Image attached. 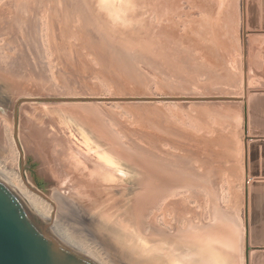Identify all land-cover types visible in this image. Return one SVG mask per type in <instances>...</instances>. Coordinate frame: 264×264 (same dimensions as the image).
<instances>
[{"label": "rangeland", "instance_id": "1", "mask_svg": "<svg viewBox=\"0 0 264 264\" xmlns=\"http://www.w3.org/2000/svg\"><path fill=\"white\" fill-rule=\"evenodd\" d=\"M29 3L3 10L0 54L43 81L0 72L1 163L70 202L59 233L110 264H245L246 238L264 245V0ZM211 96L241 99L170 98Z\"/></svg>", "mask_w": 264, "mask_h": 264}, {"label": "water", "instance_id": "2", "mask_svg": "<svg viewBox=\"0 0 264 264\" xmlns=\"http://www.w3.org/2000/svg\"><path fill=\"white\" fill-rule=\"evenodd\" d=\"M170 98L172 100L208 101H230L241 99L235 96ZM30 99L31 98H23L15 104V135L17 134V104ZM34 99L40 100V98ZM149 99L153 100L155 98ZM242 99H247L246 84H244ZM32 188L40 195L47 198L43 192L34 187ZM50 227V223H44L41 221L24 203L21 197L0 179V264H97L87 256L63 243L53 234ZM230 239L226 240L228 246L232 245ZM232 247L234 249L235 246L232 245ZM219 248L223 253L230 251L227 246L224 248L220 246ZM244 256L245 264H264V245L250 246L246 238Z\"/></svg>", "mask_w": 264, "mask_h": 264}, {"label": "bare ground", "instance_id": "3", "mask_svg": "<svg viewBox=\"0 0 264 264\" xmlns=\"http://www.w3.org/2000/svg\"><path fill=\"white\" fill-rule=\"evenodd\" d=\"M1 1V0H0ZM32 0H2V5H0V17L2 16V14L4 13L3 10H5V14H7V16H9L8 14L11 11L12 15H17L19 12H21V7L23 8L27 6V4L29 2H31ZM1 4V3H0ZM30 4V3H29ZM46 6V5H45ZM47 7V6H46ZM49 8H51L50 6H48ZM47 7V8H48ZM48 8V9H49ZM24 9V8H23ZM52 9V8H51ZM9 10V11H8ZM52 11V10H51ZM23 12H26L23 10ZM43 13V12H42ZM11 15V16H12ZM37 15V14H36ZM50 15V12L49 14ZM47 15V16H48ZM31 16V15H30ZM5 17V16H4ZM16 17V16H15ZM26 17V16H25ZM50 17V16H48ZM7 18V17H6ZM10 18V16H9ZM30 18V17H29ZM34 18V17H33ZM8 19V18H7ZM12 19V18H11ZM26 19V18H25ZM47 19V18H46ZM13 20H16L13 18ZM18 20V19H17ZM29 20V19H28ZM33 20V19H31ZM21 21V20H18ZM1 22V21H0ZM15 22V21H14ZM35 22V21H34ZM33 22V23H34ZM9 23V22H8ZM16 23V22H15ZM37 23V21H36ZM34 23V24H36ZM28 24V23H27ZM18 25V24H17ZM50 25V24H49ZM37 26V25H36ZM26 27V26H25ZM48 28V27H47ZM1 30V29H0ZM12 30V29H11ZM52 30V29H51ZM26 31V30H24ZM2 32V31H1ZM4 32V31H3ZM20 32V31H19ZM36 32V31H34ZM56 33V32H55ZM5 34V32H4ZM34 34V33H33ZM1 35V34H0ZM8 35V34H7ZM36 35V33H35ZM40 35V34H39ZM4 36V35H3ZM2 36V37H3ZM4 38V37H3ZM6 38V37H5ZM17 38V37H16ZM22 39V37H21ZM5 40V39H4ZM24 40V39H22ZM8 41V40H7ZM27 43L30 44V39H26ZM31 45V44H30ZM42 46V45H41ZM6 47V46H4ZM8 51V50H7ZM34 49L31 48V55L34 53ZM11 52L7 53V54H0V72H2L3 74H8L12 77H15L16 79L18 78V80H28L32 83H38L43 81V79H38L39 77V67L38 64H36L35 62L37 61H33L34 57L32 58L33 60H25L22 56V53L20 51V49H18L17 51L15 50L14 53L10 54ZM51 54V53H50ZM34 56V55H32ZM51 57V56H50ZM52 61V60H50ZM55 66V65H54ZM54 70V69H53ZM50 72V71H49ZM56 72H51V76H53ZM55 75L53 76V79H56ZM59 79V77H58ZM51 80V79H50ZM57 80V79H56ZM55 81V80H54ZM49 82V81H48ZM46 83V82H45ZM52 83V82H51ZM53 84V83H52ZM58 84V83H57ZM56 84V85H57ZM55 85V83H54ZM53 85V86H54ZM61 86V84H59ZM46 88H51V84H45L44 85ZM43 86V87H44ZM63 86V85H62ZM44 87V88H45ZM23 107V106H22ZM23 109V108H22ZM2 118V117H1ZM4 119V118H3ZM1 121V120H0ZM5 123V121H2ZM2 124V123H1ZM3 125V124H2ZM2 128V127H1ZM141 146V145H140ZM138 148L137 150H141L140 152L146 151L145 147L139 148V147H135ZM132 149V148H131ZM151 149V148H150ZM148 151V150H147ZM150 151V150H149ZM145 154V153H144ZM153 156V154H151ZM169 160V159H168ZM162 161V160H161ZM170 161V160H169ZM180 161V159H179ZM153 163H157L154 161H151ZM183 162V161H181ZM177 163V162H176ZM176 163L173 164L176 166L175 168L179 167L180 165H176ZM179 163V162H178ZM184 163V162H183ZM182 163V164H183ZM169 164V163H167ZM181 164V165H182ZM171 165V164H170ZM169 165V166H170ZM173 165V166H174ZM186 165L184 164L183 167H185ZM172 168V167H170ZM178 169V168H177ZM182 169V168H181ZM180 169V170H181ZM187 169V168H186ZM173 170V169H172ZM178 170H174V171H180ZM184 169H182V171H184ZM181 171V172H182ZM186 172V171H185ZM187 173V172H186ZM23 177V176H22ZM0 179L5 182L8 186H10L20 197L21 199L24 201V203L30 208V210L44 223H54L53 227H50L51 231L53 232V234L60 239L63 243L67 244L68 246H70L71 248L77 250L78 252L82 253L83 255L87 256L88 258H90L91 260H93L95 263L97 264H110L108 261H106V259L104 258V256L99 252L98 249H96L94 246H92L90 243L85 242L84 240L82 241V239H80V241L78 242V249L76 247H73L72 245H70V243H68L67 239H65L63 237V235L61 233H59V231H61L63 228H61L60 226V220H58V211H61L63 208L61 207H69V208H73L71 205H69L68 201H66L64 199L63 196L56 194L54 196V199L56 201V204L50 202V201H44L43 199H41L40 197L43 198L42 195H40L39 193H37L30 185H28L27 181L22 178L19 177L18 173L15 172L13 169L7 168L6 165L2 164L0 161ZM185 180V179H184ZM40 197H39V196ZM53 197V196H52ZM45 199V198H44ZM162 201V200H161ZM50 202V203H49ZM177 203H180V201H175L174 205H177ZM71 206V207H70ZM179 206V204H178ZM178 207L174 208V212H175V218L176 220L179 218L178 216L180 215V210H177ZM68 209V208H66ZM64 209V210H66ZM57 212V213H56ZM64 213V212H63ZM61 214V213H60ZM73 215V214H72ZM74 216V215H73ZM219 216V215H218ZM75 217V216H74ZM172 217V216H171ZM216 218V217H215ZM218 218H216L215 221H217ZM222 220L220 219V222ZM189 225V224H188ZM51 226V225H50ZM187 226V225H186ZM191 225H189L190 227ZM196 226V225H195ZM203 227V226H202ZM215 225L210 227L211 230H214ZM179 228V227H178ZM197 228V226H196ZM187 229V227H186ZM189 229H193L194 228H189ZM199 229V227H198ZM207 230V228H205ZM177 231V229H176ZM195 231V230H194ZM88 241V240H87ZM93 244V243H92ZM94 245V244H93ZM75 246V245H74Z\"/></svg>", "mask_w": 264, "mask_h": 264}]
</instances>
